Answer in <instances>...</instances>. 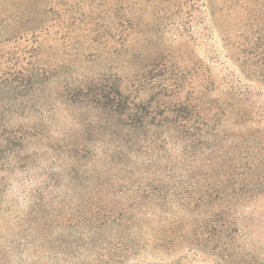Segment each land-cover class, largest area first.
<instances>
[{"label":"rangeland","instance_id":"obj_1","mask_svg":"<svg viewBox=\"0 0 264 264\" xmlns=\"http://www.w3.org/2000/svg\"><path fill=\"white\" fill-rule=\"evenodd\" d=\"M130 1V32H102L97 43L90 40L95 32L45 37L37 62L47 74L35 107L19 109L0 124V144L6 133L14 143L23 132L30 135L13 168L0 174V264L91 259L92 248L76 260L56 246L60 234L83 232L75 227L85 210L80 199L115 205L133 195L137 208L123 222L136 240L115 264H264V83L252 73L255 60L247 54L256 35L250 24L263 18L264 0ZM89 2L84 0V9ZM120 35H126L122 43ZM31 44L0 42V55L23 52L16 66L26 65ZM93 82L120 83L130 100L150 102V119L129 123L125 115L91 105L84 94ZM169 101L187 104L194 116H210L208 139L195 138L184 150L168 143L164 118L175 113ZM232 166L240 172V198L225 226L197 228L194 235V215L177 202L145 200L150 193L163 198L176 185L193 195L198 171L210 168L213 176L226 178ZM71 177L78 180L75 190L68 186ZM45 204L49 214L43 209L27 216L30 207ZM42 240L51 242L41 246Z\"/></svg>","mask_w":264,"mask_h":264},{"label":"trees","instance_id":"obj_2","mask_svg":"<svg viewBox=\"0 0 264 264\" xmlns=\"http://www.w3.org/2000/svg\"><path fill=\"white\" fill-rule=\"evenodd\" d=\"M103 1L100 0L97 4L94 0H90L87 3L89 7L84 9V0H75L74 2H68V0H0V42L9 43L16 40L33 43L29 52L31 60L26 61V65L16 66L24 60L25 53L23 52H20L15 58H8V51L0 55L1 126L6 117L19 109L25 111L35 107L33 106L34 102L38 99L35 96L40 91L47 74V71L37 62L38 56L42 50V41L51 32H95L96 35L91 36L90 40L97 43L99 38L105 35L102 32L131 31L134 18L129 17L128 13L134 3L130 0H116L112 3H104ZM112 13L117 16L105 17ZM253 27V32L256 35L249 38L251 41L253 40V45L247 54H252L250 59L255 60L252 64L255 65L257 71L253 69L252 73L257 74L259 77L256 79L264 83V16L260 20L251 21V32ZM125 38L126 35H120V43ZM115 51L117 54L120 52L119 49ZM12 73L14 76H11ZM122 89L120 83L93 82L87 85L84 99L93 106H100L103 110L117 112L121 117L125 115L126 118H129V123L144 122L146 119H150L147 112L150 102H134ZM76 90L81 92L83 86H78ZM167 108H171V111L175 112L172 115H166L164 118L166 127L164 134L168 143L184 150L188 143L193 142L195 138L198 140L208 139L205 127L211 119L210 116H194L187 104L178 101H169ZM5 136L6 141L3 142L5 144H0V174L8 170L10 166L13 168L25 140L30 135L23 132L22 135L18 136L16 143L12 142L14 136H11L10 133H6ZM204 153L205 150L200 151V156H203ZM214 163L208 166H213ZM226 173L228 176L222 178L219 175L213 176L210 168L206 171H198L196 173L197 178L193 182L195 194L187 196L185 192L180 190V185H176L168 195H165L168 197L155 198L150 193L145 196V200L155 199L156 204L159 202L163 204L169 198L171 201L177 202L178 208L194 215L195 218L189 226L191 231L194 228V235L197 233V228L203 231L207 227L225 226L227 220L230 221L232 217L230 214L232 207L234 204L237 205L240 198V192L235 187L240 172L236 166H232ZM250 174H248V178L251 177L252 174ZM239 180L246 181L244 178ZM77 183L78 180L73 177L68 180V186L73 190H75ZM4 188L0 178V192ZM92 199L91 196L80 199V202L85 200V203L82 204L85 210L79 212L82 214L78 216L75 227L82 226L83 232L60 234L59 238L55 239L57 243L55 245L59 254L76 260L81 258L83 252L92 248L91 259H84L83 262L77 264H115L116 259L120 258L122 253L131 250L130 245L136 240L137 234L132 232L129 225L123 221L127 220V217L131 219L133 212L130 210L136 209L138 205L137 196H127L126 199L115 205L114 203H100V200L94 202ZM116 205H120L122 214L115 212L114 207ZM47 206L48 204L41 208L30 207L27 216L32 219L31 216L43 209L49 214L50 209ZM76 208H80V203L76 204ZM58 218V224L62 223V217ZM219 220L221 223L218 222ZM33 224L37 226L38 222L34 221ZM106 230L109 231L105 232ZM100 235L105 236L103 240L99 241ZM192 238L188 237L190 242ZM155 241L158 239L156 238ZM45 242L51 241L42 240L41 246ZM14 243L15 241H12L10 245ZM26 245L27 242L22 244L24 247ZM154 245L156 246V244ZM206 252L209 253L208 250ZM0 254L5 256V250L0 249ZM212 254L214 255V253ZM226 257L227 254L225 253L221 256L222 259H226Z\"/></svg>","mask_w":264,"mask_h":264}]
</instances>
